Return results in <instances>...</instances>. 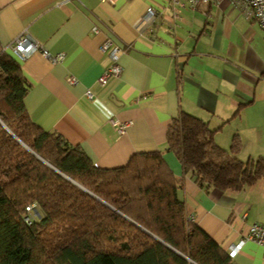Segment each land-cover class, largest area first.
I'll return each instance as SVG.
<instances>
[{
	"label": "crops",
	"instance_id": "0c3cea01",
	"mask_svg": "<svg viewBox=\"0 0 264 264\" xmlns=\"http://www.w3.org/2000/svg\"><path fill=\"white\" fill-rule=\"evenodd\" d=\"M148 7L157 16L136 30ZM21 35L64 59L52 64L40 51L19 58L9 47ZM106 38L122 50L121 72L101 85ZM0 48L29 85L23 102L31 122L94 167L118 168L136 153L160 151L182 181L176 195L186 217L227 253L250 224L264 225V177L238 192L206 191L165 150L168 126L183 112L207 122L224 150L236 138L239 160L264 158V32L228 0L193 9L167 0H0ZM230 259L264 264V249L245 241Z\"/></svg>",
	"mask_w": 264,
	"mask_h": 264
},
{
	"label": "trees",
	"instance_id": "16d2710c",
	"mask_svg": "<svg viewBox=\"0 0 264 264\" xmlns=\"http://www.w3.org/2000/svg\"><path fill=\"white\" fill-rule=\"evenodd\" d=\"M19 63L0 48V264H230L177 198L183 184L160 151L102 169L31 122ZM207 122L179 113L166 148L206 191L238 192L264 177V158L241 161ZM34 205L38 219L24 217Z\"/></svg>",
	"mask_w": 264,
	"mask_h": 264
},
{
	"label": "built area",
	"instance_id": "2783aa9c",
	"mask_svg": "<svg viewBox=\"0 0 264 264\" xmlns=\"http://www.w3.org/2000/svg\"><path fill=\"white\" fill-rule=\"evenodd\" d=\"M100 2H105L109 4H115L120 0H99ZM130 1V0H124ZM172 5L187 6L189 8H196L200 5H207L212 0H167ZM231 5L236 7L247 19L254 21L258 27L264 32V0H228ZM157 11L153 7H148L144 15L136 22V30L141 29L152 23L157 16ZM93 33H97V27H93ZM19 58L23 59L29 56L32 52L40 51L45 57H47L52 64L61 62L64 59L62 53L55 55H50L47 51L40 48L39 44L31 41L26 35H21L18 37L9 47ZM100 51L106 55L107 65L104 67L102 75L98 79V83L104 85L112 77H118L121 72V67L118 64V58L121 54V48L115 44L109 38H106L100 45ZM69 82L73 83L74 79L69 78ZM91 98V93L88 92L86 95ZM125 125H116L115 129L118 133H122ZM35 208L31 205L28 209ZM190 220V218H188ZM32 217H24V221L29 224ZM245 241H253L260 245L264 249V225L253 223L250 224L246 232L242 235L239 242L236 244H230L228 246V256L233 258L240 247L245 243Z\"/></svg>",
	"mask_w": 264,
	"mask_h": 264
},
{
	"label": "rangeland",
	"instance_id": "374dc122",
	"mask_svg": "<svg viewBox=\"0 0 264 264\" xmlns=\"http://www.w3.org/2000/svg\"><path fill=\"white\" fill-rule=\"evenodd\" d=\"M30 217H32V219H38L39 218V213L36 210V208L31 209L30 211Z\"/></svg>",
	"mask_w": 264,
	"mask_h": 264
}]
</instances>
